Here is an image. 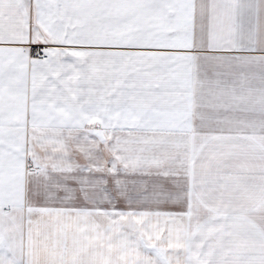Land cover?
I'll return each instance as SVG.
<instances>
[{"label":"snow or ice","instance_id":"1","mask_svg":"<svg viewBox=\"0 0 264 264\" xmlns=\"http://www.w3.org/2000/svg\"><path fill=\"white\" fill-rule=\"evenodd\" d=\"M0 264H264V0H0Z\"/></svg>","mask_w":264,"mask_h":264}]
</instances>
